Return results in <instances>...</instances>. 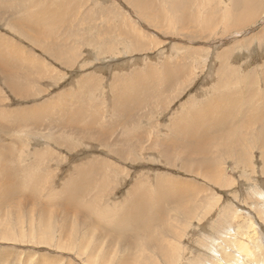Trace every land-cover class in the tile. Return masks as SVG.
<instances>
[{"label":"rangeland","instance_id":"obj_1","mask_svg":"<svg viewBox=\"0 0 264 264\" xmlns=\"http://www.w3.org/2000/svg\"><path fill=\"white\" fill-rule=\"evenodd\" d=\"M139 1L0 0V162L23 182L1 264H264V0H152L156 25ZM39 23L46 42L28 37ZM134 188L163 211L129 234L146 254L126 255Z\"/></svg>","mask_w":264,"mask_h":264},{"label":"bare ground","instance_id":"obj_2","mask_svg":"<svg viewBox=\"0 0 264 264\" xmlns=\"http://www.w3.org/2000/svg\"><path fill=\"white\" fill-rule=\"evenodd\" d=\"M144 1H148V3H147V6H146V3L144 2ZM241 0H239V2H240ZM243 1H245V0H243ZM252 1H255V0H246V2H244V4H247L248 2H252ZM238 2V3H239ZM255 3V2H254ZM256 3H258L257 1H256ZM44 4V3H43ZM150 4H151V6H152V0H140L139 1V5H135V7L137 8V9H140V12H142L143 14H144V16L147 18V20L148 21H150V23H152L153 25H156V24H154L153 23V21H152V19L154 20V21H156V22H158V20H156L154 17H157V15H153L152 13H151V8H150ZM240 4H241V2H240ZM241 6V5H240ZM31 7V6H30ZM243 7H245V6H243ZM246 7H248V6H246ZM26 8H27V6H26ZM26 8L24 9V10H26ZM146 11H148L149 13H147ZM42 15V14H41ZM31 16V15H30ZM43 16H44V14H43ZM42 16V17H43ZM41 17V18H42ZM22 18V17H21ZM24 18V17H23ZM50 18V17H49ZM51 19V18H50ZM211 19V18H210ZM31 20V19H30ZM22 21V20H21ZM32 21V20H31ZM46 22V21H45ZM18 23H20V24H18ZM15 25H17V27L18 26H20V25H22L21 24V22H18L17 21V23L15 24ZM33 25V24H32ZM50 25V24H49ZM22 26H24V25H22ZM37 26V27H36ZM35 27V29H32L31 30V34H29L28 35V37L29 38H34V40L36 41V43H41V42H46V40L48 41V38H45L46 37V35H47V33L48 32H46V31H44V29L42 28V26H44V25H40V23L38 24V25H36ZM30 28H32V27H30ZM46 28V27H45ZM29 29V28H28ZM30 30V29H29ZM49 34V33H48ZM52 37V36H51ZM49 39H51V38H49ZM133 77V76H132ZM139 77V75L138 74H134V77L133 78H138ZM249 83H251V82H249ZM14 87L13 88H15L16 90H15V95L16 96H18V97H22V94H21V89L20 88H18L16 85H15V83H14V85H13ZM238 108H239V105H238ZM35 111V110H34ZM33 111V112H34ZM22 113V112H21ZM18 114V113H17ZM24 114V113H23ZM19 115V114H18ZM30 115H31V113H30ZM29 116V115H28ZM20 117V116H19ZM19 117H18V119H19ZM26 117V116H25ZM23 118H24V116H23ZM33 118H34V116H33ZM69 118V117H68ZM24 119H26V118H24ZM28 120V119H27ZM26 120V121H27ZM29 120H30V118H29ZM121 120V119H120ZM209 120V115L208 114H205V115H203L200 119H199V121H204V122H207ZM261 120H264V116H261ZM32 121V120H31ZM38 121V120H37ZM127 121H129V120H127ZM69 122V121H68ZM123 122V121H122ZM27 123V122H26ZM29 123V122H28ZM68 124H71V122H69ZM20 125V124H19ZM19 125H17V126H19ZM41 125H43V124H41ZM126 126L128 125V124H125ZM33 126H35V127H37V129L36 130H40V128L42 129V126H40V128L38 129V126H37V124L36 123H34V125ZM123 126V125H122ZM1 127H3V128H6V129H11L12 127L11 126H9V125H7V124H2L1 123ZM24 127V126H23ZM23 127H20L19 126V128L18 129H20L19 130V132H22L23 133ZM28 127H29V125H28ZM31 127V126H30ZM50 127V126H49ZM77 127H79V126H77ZM84 127V126H83ZM82 127V128H83ZM43 128H44V126H43ZM47 128V127H46ZM53 128V127H52ZM60 128V127H59ZM80 128V127H79ZM82 128H80V129H82ZM26 129V128H25ZM77 130H79L78 128H77ZM103 130V129H102ZM25 131H27V129L25 130ZM28 131H29V128H28ZM65 131V130H64ZM92 131H94V130H92ZM99 131V130H98ZM13 132H17L16 131V128H14L12 131H11V133H13ZM36 132H38V131H36ZM43 132V131H42ZM78 132H80V130L78 131ZM83 132H85L84 130H83ZM82 132V133H83ZM81 133V132H80ZM85 133H88V132H85ZM211 132L210 131H206L205 132V134L204 135H207V134H210ZM38 134H39V132H38ZM41 134V133H40ZM61 134H63V133H61ZM41 135H43L44 136V133H42ZM40 137V139L42 138L41 136H39ZM44 138V137H43ZM42 138V139H43ZM197 139H200L199 138V136H197L196 137ZM55 141V140H54ZM127 141H129L130 142V138H128L127 139ZM56 143V142H55ZM57 144V143H56ZM21 145H23V144H21ZM15 148V147H14ZM13 148V149H14ZM14 152H15V150H13ZM245 152V151H244ZM239 154H241V155H243V156H245L244 154H243V152H240ZM3 156V154L1 153L0 154V157H2ZM12 160L13 161H16V162H18V157H17V155H16V152H15V156L14 157H12ZM8 162H9V160H8V158H7V160H6V156L3 158V159H1V162H0V164L2 165V167L0 168V173L2 172V173H4V176H6V181H7V183H5V179H4V177L2 176L3 174L1 173L0 174V234L2 233V236L3 235H10V236H13V233L10 231V229L8 228V226H7V223H6V221H5V218H6V210L5 209H7V208H9V206L11 205V204H13V203H20V200H19V197L16 199L15 197L16 196H18L19 195V193L15 196V197H12L10 200H8V198H9V196L12 194L13 196L15 195L14 193L16 192V191H19V190H22V188H23V182L21 181V179H20V176H19V174L16 172V170H14V169H7L6 170V168H7V164H8ZM94 170V169H93ZM239 173V172H238ZM240 173H242V172H240ZM244 173V175L246 176L247 175V172L246 171H244L243 172ZM85 177V176H84ZM86 181H87V179H86ZM80 182H81V186H79L78 188H80V191L83 189V188H85L86 186H87V184H88V182H87V184L86 185H82V183L84 182H82L81 180H80ZM161 183H163V182H161ZM159 184H160V182H159ZM160 187H163V185H160ZM87 188H89V187H87ZM164 188V187H163ZM163 188H161V189H159V191H158V193L160 194V197L162 196H164V194H165V189H163ZM91 190V189H90ZM145 190H141V189H138V188H134V194L136 195V196H134V197H132L130 200H128L127 201V205H126V208H125V211H124V214H123V216L122 217H120L119 218V225H120V228L123 230V231H125V233H126V235L128 236V239L127 240H124V241H120V244L121 245H119V247L120 248H124V251L126 252V255H128L129 254V252H132V253H134L135 251H136V253L137 254H143V253H145L146 254V251H145V244L143 243L144 241L142 240V239H140L139 237H140V233H137L136 234V237L134 238H132V237H130L129 238V234L132 232V230H133V228L134 227H136L137 225H140V224H144L145 226L146 225H148V223H147V221H146V219L145 218H147L148 217V215H147V213L149 214H151L152 216H155L156 215V217H154L153 219H154V221H155V224L156 223H158L159 221H161V218H162V216H161V218L159 217V215H160V213L163 211V209H162V207L161 208H158L157 207V205H156V203L157 202H155V204L154 203H152L151 202V204H153V206L152 207H150V208H148V211H146V202H148V201H146L145 199H143L142 197H140V196H138L140 193H143V195H145ZM84 194H86V193H84ZM177 195V194H179L177 191L173 194L172 193V195ZM89 195V194H88ZM171 195V194H170ZM146 196V195H145ZM93 197V196H92ZM147 197V196H146ZM171 197V196H170ZM175 197V196H174ZM179 196H176L175 198H178ZM15 198V199H14ZM91 199H93L94 200V198H91ZM91 199L90 200H88V201H90L89 203L87 202V206L88 207H92L93 208V204H92V202L93 201H91ZM169 200L170 201H173L174 199H173V197H171V198H169ZM12 202L9 206H7V203H9V202ZM191 201H192V199L189 201V203L186 205V207L187 206H189L190 205V203H191ZM7 202V203H6ZM22 203V202H21ZM21 203L20 204H18V206H17V208H20V207H22V205H21ZM150 203V202H149ZM5 204V205H4ZM96 206V205H95ZM94 206V207H95ZM100 206V205H99ZM12 208V206H10V208L9 209H11ZM95 209V208H94ZM102 209V208H101ZM5 210V211H4ZM161 210V211H160ZM97 211H99V210H97ZM4 212V213H3ZM12 213H14V210L13 211H11ZM175 213H178L177 211H175ZM99 214V213H98ZM208 215V214H207ZM173 216H175V215H173ZM173 216H171V217H173ZM82 217V215L80 214V213H78L77 214V218H78V220H80V218ZM170 217V216H169ZM207 217V216H206ZM114 218V217H113ZM115 220V219H114ZM170 220V219H169ZM93 221H95L97 224L99 223L98 222V217H95V218H92V217H89V218H87V221H86V223L89 225V233H88V239H89V235L91 236V235H93V233H95L94 232V230H97V233H98V235L99 236H103V234H104V231H105V228H102L103 226H102V224H100V226L98 225V226H96V225H94L93 224ZM115 222H116V220H115ZM75 223V222H74ZM76 223H78V222H76ZM75 223V224H76ZM72 223H70V225H71ZM79 224L81 225V227H79V231H78V229H77V233L76 234H79L80 236H81V228H82V223L81 222H79ZM157 225V224H156ZM156 225H154L155 227H156ZM160 225V224H159ZM75 226V225H74ZM32 227H35V225L33 224V226ZM67 227H70L68 224H63L60 228L61 229H66ZM71 227H72V225H71ZM70 227V229H71V231L73 230L72 228ZM147 227V226H146ZM48 228V232H45V235H46V237H48V235H50L52 232H50L51 230H50V227L48 226L47 227ZM76 228H77V226H76ZM75 228V229H76ZM145 228V227H144ZM147 229L149 230V227H147ZM146 229V230H147ZM154 229V228H153ZM162 229V228H161ZM145 230V229H144ZM147 230V231H148ZM150 231V230H149ZM38 232L43 236V234H44V229H42V228H40V229H38ZM141 232V231H140ZM56 233V235L57 234H60L61 236L63 235V239L62 240H69V238H68V234L66 233V231L64 230V231H56L55 232ZM96 233V234H97ZM75 234V231H74V236L76 235ZM96 234H94L93 235V237H94V239H95V236H96ZM141 234H143V233H141ZM97 235V236H98ZM51 236V235H50ZM142 236V235H141ZM144 236V235H143ZM92 237V238H93ZM42 238H45L44 236L42 237ZM56 238V237H55ZM68 238V239H67ZM81 238V237H80ZM79 237H78V239H80ZM75 239H77V238H75ZM59 240H60V238H59ZM90 240V239H89ZM142 240V241H141ZM44 241H46V238H45V240ZM70 241V240H69ZM68 241V242H69ZM92 241V240H91ZM90 241V243H92L93 244V242H91ZM139 241V242H138ZM241 241V240H240ZM67 242V243H68ZM77 241H74L73 242V244H76L77 246H78V253H79V255H81V254H83L84 252H85V245H87L85 242H83V240L81 239V241H79L78 240V242H79V244H77L76 243ZM246 241H244V242H242L241 243V245H242V247L244 248H241V252H244V250H245V252L246 251H250V249H249V246H245V245H247L246 243H245ZM47 243H49V242H47ZM66 243V242H65ZM69 243H71V242H69ZM95 243V242H94ZM81 244H83V245H81ZM103 244H105V243H103ZM114 244V243H113ZM66 245V244H65ZM71 245V244H70ZM69 245V246H70ZM96 245V244H95ZM137 245V246H136ZM139 245V246H138ZM140 245H141V247H140ZM148 245V247L150 248V244H147ZM97 246V248H99V249H101V246H99V245H96ZM104 246V245H103ZM103 246H102V248H103ZM109 247V246H108ZM135 247H136V250H135ZM70 248V247H69ZM114 248H117V246L116 245H114L113 247H110V248H107L106 247V249H110L111 251H115V249ZM104 249V248H103ZM106 249L105 250H103V251H106ZM112 249H114V250H112ZM117 251V250H116ZM166 251H169V249L168 250H166ZM117 253V252H116ZM115 253V254H116ZM111 254V253H110ZM115 254L114 253H112V255L114 256V257H112V259L113 258H117V257H115ZM120 254V253H119ZM239 254V253H238ZM107 256H110L109 254L107 255ZM3 258V257H2ZM109 258H111V257H109ZM4 259V258H3ZM52 259V258H51ZM238 259V258H237ZM5 260V259H4ZM47 260V259H46ZM117 261H115V264H128L129 263V260H127V259H121V258H118V259H116ZM0 262H3V260H1V257H0ZM105 262H106V264H109L110 263V259H108L107 257H105ZM133 262H136V259L135 260H133ZM113 263V262H112ZM1 264V263H0ZM111 264V263H110ZM239 264V263H238Z\"/></svg>","mask_w":264,"mask_h":264}]
</instances>
